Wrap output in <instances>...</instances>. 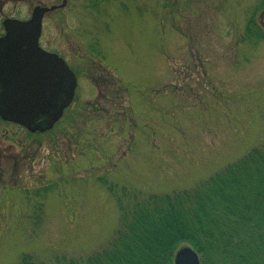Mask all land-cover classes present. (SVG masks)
Returning <instances> with one entry per match:
<instances>
[{
    "label": "rangeland",
    "instance_id": "obj_1",
    "mask_svg": "<svg viewBox=\"0 0 264 264\" xmlns=\"http://www.w3.org/2000/svg\"><path fill=\"white\" fill-rule=\"evenodd\" d=\"M257 1L67 0L43 16L39 44L76 73L75 99L48 133L0 122V264L103 247L118 211L98 176L170 193L262 142L264 41L240 42ZM61 2L0 0V32Z\"/></svg>",
    "mask_w": 264,
    "mask_h": 264
},
{
    "label": "trees",
    "instance_id": "obj_2",
    "mask_svg": "<svg viewBox=\"0 0 264 264\" xmlns=\"http://www.w3.org/2000/svg\"><path fill=\"white\" fill-rule=\"evenodd\" d=\"M261 41L264 0L248 11L240 36L241 43ZM37 134L28 132L29 138ZM96 180L115 200L116 228L103 247L55 256L53 264H173L183 246L197 252L200 264H264V135L258 146L187 189L143 193L104 175ZM16 264L49 263L23 254Z\"/></svg>",
    "mask_w": 264,
    "mask_h": 264
},
{
    "label": "water",
    "instance_id": "obj_3",
    "mask_svg": "<svg viewBox=\"0 0 264 264\" xmlns=\"http://www.w3.org/2000/svg\"><path fill=\"white\" fill-rule=\"evenodd\" d=\"M35 5L26 20L4 18L0 36V118L30 132L50 130L74 98L77 79L65 60L39 45L43 16L65 7ZM173 264H200L183 246Z\"/></svg>",
    "mask_w": 264,
    "mask_h": 264
},
{
    "label": "flooded vegetation",
    "instance_id": "obj_4",
    "mask_svg": "<svg viewBox=\"0 0 264 264\" xmlns=\"http://www.w3.org/2000/svg\"><path fill=\"white\" fill-rule=\"evenodd\" d=\"M0 162H1V161H0ZM1 165H2V164H0V166H1ZM1 171H3L2 168H0V172H1Z\"/></svg>",
    "mask_w": 264,
    "mask_h": 264
}]
</instances>
